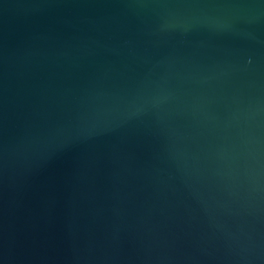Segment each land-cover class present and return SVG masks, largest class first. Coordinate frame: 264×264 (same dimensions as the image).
<instances>
[{"label": "water", "instance_id": "obj_1", "mask_svg": "<svg viewBox=\"0 0 264 264\" xmlns=\"http://www.w3.org/2000/svg\"><path fill=\"white\" fill-rule=\"evenodd\" d=\"M0 264H264V0H0Z\"/></svg>", "mask_w": 264, "mask_h": 264}]
</instances>
